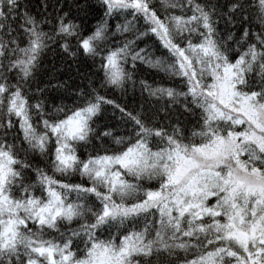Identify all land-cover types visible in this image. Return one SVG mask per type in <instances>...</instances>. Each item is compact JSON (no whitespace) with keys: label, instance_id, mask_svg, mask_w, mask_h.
<instances>
[{"label":"snow or ice","instance_id":"1","mask_svg":"<svg viewBox=\"0 0 264 264\" xmlns=\"http://www.w3.org/2000/svg\"><path fill=\"white\" fill-rule=\"evenodd\" d=\"M99 7L0 0V264H264V0Z\"/></svg>","mask_w":264,"mask_h":264},{"label":"trees","instance_id":"2","mask_svg":"<svg viewBox=\"0 0 264 264\" xmlns=\"http://www.w3.org/2000/svg\"><path fill=\"white\" fill-rule=\"evenodd\" d=\"M87 2L92 5L94 8L98 9V11L90 12L87 16V27L89 29L94 28V26L99 22L100 18H103V10L99 7V0H87ZM33 4H38L39 0H32ZM79 22V21H78ZM111 26L114 27L115 23L117 22L114 18L108 21ZM143 46V45H141ZM48 60L51 63L60 64L59 56H57L55 53H50L48 56ZM49 66H51L49 64ZM95 69H93L94 71ZM138 76L145 78L151 83L153 79H155L157 82L160 81L161 77L158 75L155 70L148 69L147 67H141L140 71L138 72ZM110 95H114L117 100H120V92L117 90L114 93H110ZM129 100H131V97H129ZM122 102V101H121Z\"/></svg>","mask_w":264,"mask_h":264}]
</instances>
